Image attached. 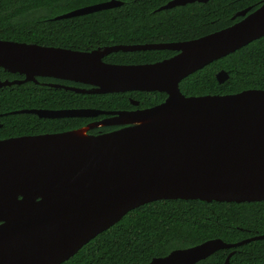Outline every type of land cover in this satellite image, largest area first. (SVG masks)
<instances>
[{"label":"water","instance_id":"water-1","mask_svg":"<svg viewBox=\"0 0 264 264\" xmlns=\"http://www.w3.org/2000/svg\"><path fill=\"white\" fill-rule=\"evenodd\" d=\"M208 0H170L158 11ZM108 0L54 19L120 6ZM245 11L238 15H245ZM264 36V3L224 29L180 43L114 45L91 51L0 40V68L24 76L69 80L77 93L161 92L166 98L131 111L26 109L40 118L95 117L87 124L120 126L85 138L73 130L0 140V264H61L129 211L157 200L264 202V90L184 96L189 74ZM173 50L155 63L112 64V52ZM219 83L226 72L215 75ZM61 88L63 86L50 84ZM137 106L138 101H130ZM124 118L144 123H123ZM78 128L77 131L83 130ZM76 130V129H75ZM235 243L210 239L147 264H195ZM231 251L224 264H229Z\"/></svg>","mask_w":264,"mask_h":264},{"label":"trees","instance_id":"trees-1","mask_svg":"<svg viewBox=\"0 0 264 264\" xmlns=\"http://www.w3.org/2000/svg\"><path fill=\"white\" fill-rule=\"evenodd\" d=\"M108 0H0V40L32 43L79 51L114 45L185 42L232 25L236 12L258 0H208L158 11L170 0H117L120 6L81 16L54 19L77 8ZM172 50L112 52L103 60L112 64H148L168 59ZM223 70L228 78L219 83ZM24 76L0 68V82L23 80ZM0 88V140L23 135L75 130L105 115L95 117L40 118L13 113L26 109H94L125 111L150 108L163 102L161 92L77 93L50 84L90 89L68 80L36 77ZM49 83V84H47ZM188 96L236 94L264 90V36L235 52L189 74L179 83ZM138 101L134 106L130 101ZM116 126H101L103 132ZM264 234V202H206L157 200L125 214L61 264H147L178 249L210 239L235 243ZM264 264V239L216 251L195 264Z\"/></svg>","mask_w":264,"mask_h":264},{"label":"flooded vegetation","instance_id":"flooded-vegetation-1","mask_svg":"<svg viewBox=\"0 0 264 264\" xmlns=\"http://www.w3.org/2000/svg\"><path fill=\"white\" fill-rule=\"evenodd\" d=\"M194 3H195V2H194ZM198 3H205V2H198ZM263 3H264V0H258V1L254 2V3L248 4L246 7L242 8L241 10H239L238 12H236L235 15L233 16V19L238 18V20L235 21L234 23H236V22L242 20V19L244 18V16L250 14L251 12H253L254 10H256L257 8H259ZM188 4H191V3H188ZM185 5H186V4H185ZM183 6H184V5H183ZM176 7H177V6H176ZM244 11L246 12L244 16H242V15H238V14H240L241 12H244ZM234 23H233V24H234ZM169 43H180V42H169ZM147 44H148V43H147ZM150 44H157V43H150ZM172 51H173V50H172ZM174 52H175L174 55L178 54L177 51H174ZM174 55H173V56H174ZM46 78H49V77H46ZM23 79H24V78H23ZM59 80H61V79H59ZM68 81H69V80H68ZM34 83H37V80H36V82H34ZM47 84H49V83H47ZM55 85H58V84H55ZM60 86H63V85H60ZM63 87L68 88L67 86H63ZM131 110H137V109L134 108V109L125 110V111H131ZM108 117H109V116L105 115V117H102L100 120L91 121V122L88 123V124H91V123H93V122H98V121H101V120L107 119ZM99 127H101V126H99ZM116 127L120 128V126H116ZM118 128H116V129H118ZM113 130H115V129H113ZM113 130H110V131H113ZM96 132H98V133H96V134L106 133V132L101 131L100 129H98ZM108 132H109V131H108ZM91 134H92V135H96V134H94V133H91Z\"/></svg>","mask_w":264,"mask_h":264},{"label":"bare ground","instance_id":"bare-ground-1","mask_svg":"<svg viewBox=\"0 0 264 264\" xmlns=\"http://www.w3.org/2000/svg\"><path fill=\"white\" fill-rule=\"evenodd\" d=\"M121 122H123V123H130V122H135L133 119H130V118H124V119H122V121ZM145 121H144V119H140V122H135V123H144ZM146 123V122H145ZM94 126H99V125H92V126H90V127H86V126H84V128H83V130H81V131H77V129L76 130H73V135L74 136H77V137H79V138H85V132H86V130L87 129H90L91 127H94Z\"/></svg>","mask_w":264,"mask_h":264}]
</instances>
